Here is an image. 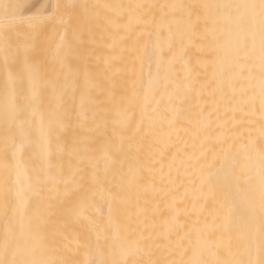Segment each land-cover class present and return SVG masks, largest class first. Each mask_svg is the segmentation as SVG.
I'll return each mask as SVG.
<instances>
[{"label": "snow or ice", "instance_id": "obj_1", "mask_svg": "<svg viewBox=\"0 0 264 264\" xmlns=\"http://www.w3.org/2000/svg\"><path fill=\"white\" fill-rule=\"evenodd\" d=\"M20 7L0 0V264H264V0Z\"/></svg>", "mask_w": 264, "mask_h": 264}, {"label": "bare ground", "instance_id": "obj_2", "mask_svg": "<svg viewBox=\"0 0 264 264\" xmlns=\"http://www.w3.org/2000/svg\"><path fill=\"white\" fill-rule=\"evenodd\" d=\"M82 2V0H81ZM88 2H95V0H88ZM59 41V37L56 35V33L54 31H49V33L47 34V44L48 47L51 49H55L56 43H58ZM137 80L139 81L140 79V75H141V66L139 64H137ZM152 71L155 72V65L153 64L152 66ZM148 83H149V65H148V61L146 60L145 63L143 64L142 67V83L137 82L136 84V89L138 92H140V94H143V91L146 90L148 88ZM129 87H131V83L129 84ZM135 119H139V109H135ZM99 134H103V129H101V132ZM92 215L96 216L97 214L95 213V211H93L91 213ZM104 214L105 216L107 215V206L104 205ZM77 230L78 231H83L84 228L83 226H77Z\"/></svg>", "mask_w": 264, "mask_h": 264}, {"label": "rangeland", "instance_id": "obj_3", "mask_svg": "<svg viewBox=\"0 0 264 264\" xmlns=\"http://www.w3.org/2000/svg\"><path fill=\"white\" fill-rule=\"evenodd\" d=\"M21 5L19 12L25 17H35L50 14L57 0H13Z\"/></svg>", "mask_w": 264, "mask_h": 264}]
</instances>
